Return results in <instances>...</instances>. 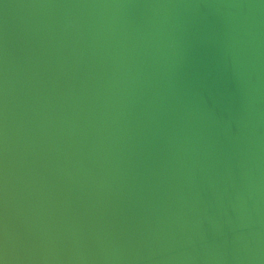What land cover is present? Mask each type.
I'll use <instances>...</instances> for the list:
<instances>
[{"label":"water","instance_id":"95a60500","mask_svg":"<svg viewBox=\"0 0 264 264\" xmlns=\"http://www.w3.org/2000/svg\"><path fill=\"white\" fill-rule=\"evenodd\" d=\"M0 264H264V0H0Z\"/></svg>","mask_w":264,"mask_h":264}]
</instances>
